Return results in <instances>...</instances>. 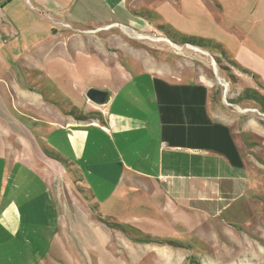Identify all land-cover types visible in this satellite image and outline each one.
<instances>
[{"label":"crops","instance_id":"1","mask_svg":"<svg viewBox=\"0 0 264 264\" xmlns=\"http://www.w3.org/2000/svg\"><path fill=\"white\" fill-rule=\"evenodd\" d=\"M80 30L89 40H83ZM61 31L78 47L74 55L80 70L118 80L108 90L110 102L100 108L99 125L83 126L81 132L86 142L99 144L92 159L87 157L91 165L119 168L112 189L102 183L105 201L153 210L167 224L195 236L208 217L241 195L249 158L263 152L264 125L246 112L249 104L254 106L248 90H264V0H0V64L5 62L3 51L22 45L36 48L42 58L39 64L31 58L33 67L22 66V80L39 84V75L46 80L39 87L31 81L17 83L16 90H29L24 93L26 104L41 99L31 90H57L48 84L50 78L70 77L66 49L57 54L52 45L65 36ZM103 32L109 33L112 67H104L99 59ZM189 38L196 42L189 43ZM141 41L145 45L139 48ZM89 43L93 45L86 55ZM136 52L142 54L138 61L133 60ZM122 54L131 59L119 62ZM43 100L40 104H50ZM61 112L59 121L65 119L67 127L77 124ZM16 141L21 152L30 149ZM36 185L50 198L49 187ZM15 188L17 198H23L17 206L34 202L36 191ZM20 223L17 239L10 237L15 240L10 260L44 264L36 250L24 253L25 244L46 242L53 251L55 231ZM4 241L0 235V254L8 256ZM5 259L0 258V264H7ZM44 259L53 264L48 255Z\"/></svg>","mask_w":264,"mask_h":264},{"label":"rangeland","instance_id":"2","mask_svg":"<svg viewBox=\"0 0 264 264\" xmlns=\"http://www.w3.org/2000/svg\"><path fill=\"white\" fill-rule=\"evenodd\" d=\"M187 23L184 22L183 27L189 29ZM64 28L70 35L74 33L71 25ZM61 32L65 36L52 45L57 54H63L66 49L70 77L55 76L47 80L57 90H31L41 96L33 103H25L29 99L24 93L29 90H16V86L29 81L38 87L45 86L42 75L37 80L39 84L33 79L21 78L22 66L35 65L31 58L41 63L38 50L22 45L2 52L6 56L5 62L0 64V235L2 239L5 236L2 245L9 255L0 254V258H6L7 264L20 263L10 260L15 243L10 237L14 235L17 239L20 221L24 225L29 221L43 225L44 230L49 226L57 235L54 250L50 252L46 242L43 246H37L35 241L25 244L27 252L24 253L36 250L44 264H47L46 255L53 264H264V140L261 141L263 152L257 155L258 158L254 155L249 158L241 195L215 216L208 217L211 220L207 223L201 222L203 225L194 231L195 236L167 224L153 210L105 201L107 192L100 191L102 183L112 189L119 179V168L113 164L106 167L91 165L87 157L92 159L99 144L91 140L86 142V136L81 132L83 126L99 125L97 117L102 106L86 97L89 86L111 91L118 80L107 79L103 74L91 76L80 70L78 57L74 55L78 47L75 48V42L66 41L67 32ZM77 32L84 41L89 40V37L84 38L83 30ZM108 34H100L98 42L103 49L99 59L104 67H112ZM91 45L86 46V55L90 53ZM137 45L142 48L145 44L141 41ZM122 55L119 62L122 57L131 59L128 54ZM141 58L142 54L134 53L133 60ZM105 84L106 89L98 88ZM261 97L264 98V90H248L247 98L254 106L249 104L246 114H253L264 125ZM43 98L50 100L48 106L40 104ZM242 109L245 111L244 107ZM59 112L77 124L67 127L65 119L59 121ZM49 120L56 124H50ZM16 140L30 149L21 152ZM106 169H110L108 174ZM36 184L49 187L51 199L44 191H38L42 187ZM15 185L19 189L30 187L36 191L34 202L17 206L16 202L23 198H17ZM31 258L35 261L34 256Z\"/></svg>","mask_w":264,"mask_h":264},{"label":"water","instance_id":"3","mask_svg":"<svg viewBox=\"0 0 264 264\" xmlns=\"http://www.w3.org/2000/svg\"><path fill=\"white\" fill-rule=\"evenodd\" d=\"M86 97L90 102L97 106H105L111 100V94L109 91L98 90L95 88H90L87 90Z\"/></svg>","mask_w":264,"mask_h":264},{"label":"trees","instance_id":"4","mask_svg":"<svg viewBox=\"0 0 264 264\" xmlns=\"http://www.w3.org/2000/svg\"><path fill=\"white\" fill-rule=\"evenodd\" d=\"M187 41H188L189 43H195V42H196V40L193 39V38H189V39H187ZM261 98H262V97H261ZM260 102H263V104H264V98H262V100H261Z\"/></svg>","mask_w":264,"mask_h":264},{"label":"built area","instance_id":"5","mask_svg":"<svg viewBox=\"0 0 264 264\" xmlns=\"http://www.w3.org/2000/svg\"><path fill=\"white\" fill-rule=\"evenodd\" d=\"M65 27H69L70 25L69 24H64Z\"/></svg>","mask_w":264,"mask_h":264}]
</instances>
